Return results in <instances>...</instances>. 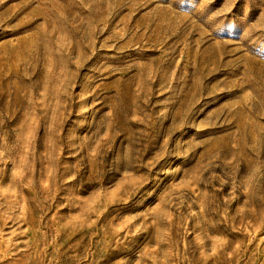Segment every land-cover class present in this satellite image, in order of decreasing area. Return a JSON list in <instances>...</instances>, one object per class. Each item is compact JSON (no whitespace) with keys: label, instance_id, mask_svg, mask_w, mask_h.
I'll list each match as a JSON object with an SVG mask.
<instances>
[{"label":"rangeland","instance_id":"obj_1","mask_svg":"<svg viewBox=\"0 0 264 264\" xmlns=\"http://www.w3.org/2000/svg\"><path fill=\"white\" fill-rule=\"evenodd\" d=\"M0 264H264V0H0Z\"/></svg>","mask_w":264,"mask_h":264}]
</instances>
